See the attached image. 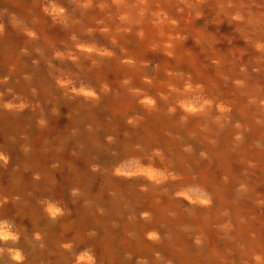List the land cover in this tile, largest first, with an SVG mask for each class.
Here are the masks:
<instances>
[{
	"label": "rangeland",
	"instance_id": "1",
	"mask_svg": "<svg viewBox=\"0 0 264 264\" xmlns=\"http://www.w3.org/2000/svg\"><path fill=\"white\" fill-rule=\"evenodd\" d=\"M139 21L189 84L117 75ZM0 157L4 264H264V0H0Z\"/></svg>",
	"mask_w": 264,
	"mask_h": 264
},
{
	"label": "bare ground",
	"instance_id": "2",
	"mask_svg": "<svg viewBox=\"0 0 264 264\" xmlns=\"http://www.w3.org/2000/svg\"><path fill=\"white\" fill-rule=\"evenodd\" d=\"M137 26H140L139 28L140 32L136 33L138 35L136 37L137 48L134 51H132L135 56L133 57V60L127 62L126 64L115 62V64H117L115 68L117 75L120 76L121 78L134 79L136 82L141 83L143 82V80L147 78V74H148L146 68L147 62L152 57H154L156 59V63L153 69V79H152L153 82L151 85H149V88L146 90L148 94L156 93L157 91L168 93V91H170V86L179 82L189 84L190 78L188 77L186 72H183V74L180 73V71H183V61L185 62V59L183 58L184 57L183 52L176 51L177 52L176 53L173 52V50H171L170 48L165 47L159 35L156 32L152 31V29H150L149 26L145 24V22L139 21ZM161 32L163 34L162 40H164L165 32L164 31ZM194 75L195 77H198L199 76L198 71L194 70ZM185 76L188 78V80ZM133 167L134 168L138 167L142 169V171L144 170L143 171L144 174H146V176L150 178L156 179L159 177V174L156 171H154L152 167H147V166L142 167L138 164ZM79 178L80 176L77 173L75 175V180L79 182ZM78 234L80 235V232L76 231V235ZM16 235L17 234L14 226H12L11 224L7 223L4 220L0 221V244L2 243L0 247L1 249H4L6 252H8V255H10L12 258H14L15 260H19V258L21 257L20 250L15 248L13 244L12 247L10 245L11 242L12 243L17 242ZM2 258L4 257L3 256L1 257L0 255V264H4ZM74 260L78 263L90 262L92 260L91 253L87 248L86 249L76 248L74 251ZM54 262L56 264H69L64 260H60V261L54 260Z\"/></svg>",
	"mask_w": 264,
	"mask_h": 264
}]
</instances>
